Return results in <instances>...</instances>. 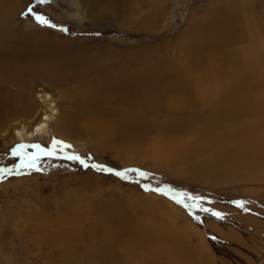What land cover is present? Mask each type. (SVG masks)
I'll list each match as a JSON object with an SVG mask.
<instances>
[{"label": "rangeland", "instance_id": "obj_1", "mask_svg": "<svg viewBox=\"0 0 264 264\" xmlns=\"http://www.w3.org/2000/svg\"><path fill=\"white\" fill-rule=\"evenodd\" d=\"M7 5L0 264H264V0Z\"/></svg>", "mask_w": 264, "mask_h": 264}, {"label": "bare ground", "instance_id": "obj_2", "mask_svg": "<svg viewBox=\"0 0 264 264\" xmlns=\"http://www.w3.org/2000/svg\"><path fill=\"white\" fill-rule=\"evenodd\" d=\"M8 2H9V0H0V22H2V21H4V20H6V19H8L10 16H11V12H10V10L8 9L9 8V6L7 5L8 4ZM261 48H263L262 47V45H258V46H256L255 48H254V51L255 52H257V50H260L261 51ZM263 54V53H262ZM263 56V55H262ZM262 58V57H261ZM29 61V64L30 65H32V66H37V60H31L30 61V59L28 60ZM35 61V62H34ZM204 61V60H203ZM263 62V61H262ZM75 64H77V61L75 60ZM8 65V64H7ZM7 65H4V64H0V66L2 67V68H8L9 66H7ZM48 65V64H47ZM60 65V67H62V68H66V67H68L69 65L68 64H63V63H61V64H59ZM205 65V64H204ZM18 68V67H17ZM54 69V68H53ZM209 69V68H208ZM4 70V69H3ZM8 70V69H7ZM1 71H2V69H1ZM206 71V70H205ZM214 71V70H213ZM215 72V71H214ZM154 75V74H153ZM214 75H215V73H214ZM210 78V77H209ZM216 80V79H215ZM199 81V80H198ZM217 82V81H216ZM133 85V86H132ZM148 85V84H147ZM194 85H196L195 84V82H194ZM129 86H131V89H132V93L134 94V96L136 97V96H139L138 95V91H139V89H138V86H137V83L136 82H132L131 81V83H130V85ZM206 87V86H205ZM202 88V87H201ZM198 90V89H197ZM210 94V93H209ZM149 97V96H148ZM196 97V96H195ZM136 99V98H135ZM204 99V98H203ZM181 106V105H180ZM245 111H247V110H245V109H242L241 110V112H245ZM239 112V111H238ZM248 112V111H247ZM232 114V113H231ZM235 115H237V114H235ZM241 115V114H240ZM226 118V117H225ZM237 119H238V117H237ZM45 120H47V117H46V119ZM98 125V124H97ZM96 125V126H97ZM45 127H46V124L43 122V123H41V124H39L38 126H37V128H36V131L37 132H43L44 131V129H45ZM99 127V128H98ZM97 128L98 129H100V128H102L103 130L105 129V126H98ZM102 130V131H103ZM106 131H107V129H106ZM18 136L19 137H21V133L19 132L18 133ZM245 138V137H244ZM238 139H242L241 138V136H238ZM51 144H52V146H54V144L51 142ZM179 144V143H178ZM165 148L167 149V150H171L172 152H176V151H178V150H180V147L177 145V144H174L173 142H169V143H166L165 144ZM184 149V148H183ZM258 149H257V147L252 143L251 145L250 144H246V146H245V150H244V152H243V159L247 162V161H251L252 159H253V157L252 156H255V157H257V154L259 153V154H262V152L264 153V150H260V151H257ZM254 160V159H253ZM256 160H257V158H256ZM169 236V235H168ZM159 249H161V250H163V251H166L169 255H170V258L172 257V258H174V252L176 251H173V250H171V249H169L168 247H162V248H159ZM176 257V256H175Z\"/></svg>", "mask_w": 264, "mask_h": 264}]
</instances>
